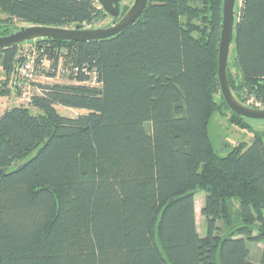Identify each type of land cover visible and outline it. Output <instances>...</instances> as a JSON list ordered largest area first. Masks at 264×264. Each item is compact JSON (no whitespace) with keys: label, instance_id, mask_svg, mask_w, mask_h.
I'll return each instance as SVG.
<instances>
[{"label":"trees","instance_id":"1","mask_svg":"<svg viewBox=\"0 0 264 264\" xmlns=\"http://www.w3.org/2000/svg\"><path fill=\"white\" fill-rule=\"evenodd\" d=\"M240 3L226 78L238 101L264 105V0ZM0 15L54 28L106 17L93 0H0ZM221 15L222 0H148L109 39L33 41L70 83L33 82L29 105L0 116V264H258L248 243L264 245L262 137L221 157L207 133L221 108L251 128L220 95ZM20 45L0 49L6 78Z\"/></svg>","mask_w":264,"mask_h":264},{"label":"water","instance_id":"2","mask_svg":"<svg viewBox=\"0 0 264 264\" xmlns=\"http://www.w3.org/2000/svg\"><path fill=\"white\" fill-rule=\"evenodd\" d=\"M93 1H95L104 14L111 19L109 26L99 28L90 27L87 29L80 24L74 25L71 29L46 26L23 27L9 35L0 36V49L10 48L27 41H35L39 39L62 42H89L109 39L131 26L141 16L148 2V0H132V5L120 18L122 3L131 0ZM235 2L236 0H222V15L217 57L219 91L223 101L232 113L247 121H264V109L252 108L238 101L233 95L226 78L229 51L231 44L234 41L233 35L236 29L235 17L237 15L234 11ZM20 168H22V165L15 170ZM4 172L3 169H0V176L3 175Z\"/></svg>","mask_w":264,"mask_h":264},{"label":"rangeland","instance_id":"3","mask_svg":"<svg viewBox=\"0 0 264 264\" xmlns=\"http://www.w3.org/2000/svg\"><path fill=\"white\" fill-rule=\"evenodd\" d=\"M240 0H236L234 11L237 12V10L240 7ZM131 6V3L124 2L122 7V13L127 11L129 7ZM4 19V16L0 15V34H9L10 32L14 33L18 31L20 28L23 27H29L30 25L18 21H13L12 23H2ZM109 23V18L106 16L103 20H100L92 25L93 28H99L104 27ZM72 27H70L71 29ZM85 28H90L89 26H85ZM35 47V44L33 41H27L25 43H22L19 48V62L20 63L30 52L32 48ZM233 50H234V43L231 44L230 51H229V57L228 62L231 63L229 75L232 78H235L236 71L232 67L233 64ZM13 75L7 76L3 73H0V91L2 94L0 95V116L4 112L5 109L12 108L15 105H23L27 107L29 103H21L19 102L18 96L16 98L14 97V94L11 93L8 96L5 94L8 92H12V85L13 82ZM7 80V85L5 87H2V83H4ZM38 83H61V84H67L70 83L68 80L64 78H58L53 80H45V79H39L37 80ZM88 86H98L94 85V83L91 84V82L85 84ZM35 88V87H34ZM34 93H37L34 91ZM16 94V93H15ZM244 97V95H243ZM216 101H219L218 97L215 98ZM246 102H250V107L252 108H258V109H264V105L261 104L259 101H257L253 96H250ZM257 105V106H255ZM57 112L60 115L66 116V117H76L79 114L85 113V111L75 110V109H69V108H63V107H56ZM230 114L226 109L221 108V111H216L211 116L208 126H207V133L208 138L210 141V144L214 150V152L218 156H225L227 155L234 147L238 145L240 142H244L246 144H249L252 140L253 136L258 134L262 137L263 144H264V121L259 120H252L250 121L251 128L250 129H241L239 127H235L233 125H230L228 122ZM195 214H196V225H197V231L199 236H204L206 231V222L203 216L201 215L200 211L204 204V193L200 190L195 191ZM248 248L250 250V259L258 264H262L263 259V251H264V245L262 244H249Z\"/></svg>","mask_w":264,"mask_h":264},{"label":"built area","instance_id":"4","mask_svg":"<svg viewBox=\"0 0 264 264\" xmlns=\"http://www.w3.org/2000/svg\"><path fill=\"white\" fill-rule=\"evenodd\" d=\"M39 52L41 51L32 48L27 56L15 67L12 87L17 93L19 102L21 103H30L32 96L36 94L34 91L39 93V90L32 85L33 82H37L39 79L53 80L68 75V72L61 67L57 66L54 68L47 65L46 59L41 57ZM77 71V68L72 69L73 73ZM47 74H54V77L47 76ZM89 82L98 85L94 78L82 84H87ZM244 104L249 106L250 102H245Z\"/></svg>","mask_w":264,"mask_h":264},{"label":"flooded vegetation","instance_id":"5","mask_svg":"<svg viewBox=\"0 0 264 264\" xmlns=\"http://www.w3.org/2000/svg\"><path fill=\"white\" fill-rule=\"evenodd\" d=\"M127 3V2H126ZM129 3H131V5H132V0L131 1H129ZM123 4L124 3H122V5H121V15H120V18L125 14V12L124 13H122V7H123ZM130 8V7H129ZM109 18V17H108ZM119 18V19H120ZM110 23H111V19L109 18V23L106 25V26H109L110 25ZM106 26H104V27H106Z\"/></svg>","mask_w":264,"mask_h":264},{"label":"crops","instance_id":"6","mask_svg":"<svg viewBox=\"0 0 264 264\" xmlns=\"http://www.w3.org/2000/svg\"><path fill=\"white\" fill-rule=\"evenodd\" d=\"M11 85H12V83H11ZM11 88H12V92L10 91V92L6 93L5 95L8 96L9 94L13 93V94H14V97L16 98V97H17V93L14 91L13 87H11ZM15 93H16V94H15ZM16 100H17V98H16ZM15 106H16V105H15ZM5 110H6V109H5Z\"/></svg>","mask_w":264,"mask_h":264}]
</instances>
